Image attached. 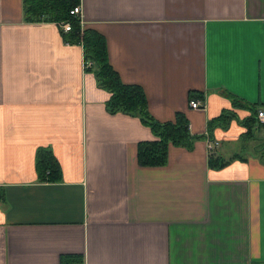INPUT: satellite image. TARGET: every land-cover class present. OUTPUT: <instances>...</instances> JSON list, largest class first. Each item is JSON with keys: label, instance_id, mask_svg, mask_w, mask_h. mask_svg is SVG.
Masks as SVG:
<instances>
[{"label": "crops", "instance_id": "crops-1", "mask_svg": "<svg viewBox=\"0 0 264 264\" xmlns=\"http://www.w3.org/2000/svg\"><path fill=\"white\" fill-rule=\"evenodd\" d=\"M108 62L138 84L148 112L187 118L191 133L223 109L264 110V0H78ZM0 0V264H264V164L240 149L244 127L215 126L163 165L136 162L152 137L137 116L108 112L79 43L53 21H25ZM200 99L191 108L189 99ZM236 103V104H233ZM60 177L40 180L37 147ZM74 256V257H75Z\"/></svg>", "mask_w": 264, "mask_h": 264}, {"label": "trees", "instance_id": "trees-1", "mask_svg": "<svg viewBox=\"0 0 264 264\" xmlns=\"http://www.w3.org/2000/svg\"><path fill=\"white\" fill-rule=\"evenodd\" d=\"M78 0H21L22 18L25 21L46 20L57 24L62 39L66 43L81 44L84 64L83 70L90 71L98 87L109 92L105 101L108 112L120 111L137 116L140 122L147 126L152 134L151 138L140 139L136 142V162L142 166L163 165L166 162L167 145L190 148L192 141L198 137L213 138L215 126L225 128L230 118L235 117L232 109H223L217 115L206 121L205 133H191L186 116L181 111H175L171 120H158L147 110L145 95L138 84L122 82L117 72L108 62L103 37L95 30L82 26L78 15L70 13L72 6ZM68 22L69 29L63 30L60 22ZM86 62H89L87 64ZM236 104V103H233ZM250 111L244 117H235L238 124L244 127L241 132L240 149L232 158L243 157L252 152L264 164V136L258 134L261 124L256 119V109L249 106ZM254 140L251 146H246L247 140ZM208 152L207 163L210 167H220L226 160ZM35 169L40 180L55 181L60 177L58 163L47 147H37L34 154ZM75 255H65L61 262L79 261Z\"/></svg>", "mask_w": 264, "mask_h": 264}, {"label": "built area", "instance_id": "built-area-1", "mask_svg": "<svg viewBox=\"0 0 264 264\" xmlns=\"http://www.w3.org/2000/svg\"><path fill=\"white\" fill-rule=\"evenodd\" d=\"M69 12L76 14V15H79V13H80L79 5L72 6V8L69 10ZM59 24L63 30L69 29V24L66 21L60 22ZM86 63L89 64V62H86ZM83 65L84 64L82 63V67H83ZM188 105L191 108H199V107H201L202 102L200 99H197V98L196 99H189ZM256 119H257L258 123L261 124V126H262V128H261L262 129V135L264 136V110L263 109H261V108L256 109ZM205 141H206V149L208 152L215 151L214 149L219 144V141L215 138H211V139L205 138ZM68 264H79V263L70 262Z\"/></svg>", "mask_w": 264, "mask_h": 264}, {"label": "rangeland", "instance_id": "rangeland-1", "mask_svg": "<svg viewBox=\"0 0 264 264\" xmlns=\"http://www.w3.org/2000/svg\"><path fill=\"white\" fill-rule=\"evenodd\" d=\"M76 5H79V4H76ZM79 8H80V5H79ZM78 19H79V22L81 23V25L83 26L82 21H81V18H80V13H79V15H78ZM84 27H85V26H84ZM258 134H262V129H261L260 133H258ZM253 143H255L254 140L250 141V140L248 139V140H247V143H246V144L243 143V144L246 145V146H251Z\"/></svg>", "mask_w": 264, "mask_h": 264}]
</instances>
